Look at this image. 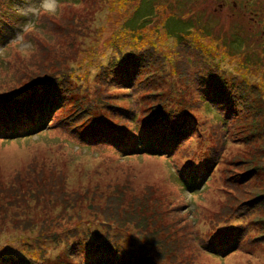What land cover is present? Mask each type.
I'll return each mask as SVG.
<instances>
[{
    "label": "rangeland",
    "instance_id": "obj_1",
    "mask_svg": "<svg viewBox=\"0 0 264 264\" xmlns=\"http://www.w3.org/2000/svg\"><path fill=\"white\" fill-rule=\"evenodd\" d=\"M20 4L0 264H264V0H60L28 55Z\"/></svg>",
    "mask_w": 264,
    "mask_h": 264
},
{
    "label": "clouds",
    "instance_id": "obj_2",
    "mask_svg": "<svg viewBox=\"0 0 264 264\" xmlns=\"http://www.w3.org/2000/svg\"><path fill=\"white\" fill-rule=\"evenodd\" d=\"M44 5L45 0H21V4L17 8L19 14L27 17L28 23L21 32L15 34L12 43L14 47L22 51L25 55H28L31 52V49L23 47V44L26 43L27 40L16 39V37L24 36L27 32L32 30V20L42 16L55 17L60 14V0H51V3L47 8H45Z\"/></svg>",
    "mask_w": 264,
    "mask_h": 264
}]
</instances>
